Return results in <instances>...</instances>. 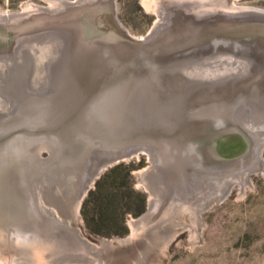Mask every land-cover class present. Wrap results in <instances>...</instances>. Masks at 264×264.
Segmentation results:
<instances>
[{
    "label": "water",
    "instance_id": "95a60500",
    "mask_svg": "<svg viewBox=\"0 0 264 264\" xmlns=\"http://www.w3.org/2000/svg\"><path fill=\"white\" fill-rule=\"evenodd\" d=\"M247 11L259 17L264 14V9L261 8L251 7ZM195 17L192 23L199 22L192 26H187L189 22L185 24V21L154 25L142 38L127 36L117 29L120 36L118 40L108 34L104 39L82 45L77 43L73 46L70 38L65 44L57 42L53 45L52 51L57 53V57L53 58L57 72L44 74L52 89H32L42 100V106L48 107L44 111L45 122L42 129L36 132V135H43L41 149L27 150L28 158L22 164L25 171L23 169L13 174L17 181V194L9 204V213L0 220V231L22 234L33 226L38 209H43L39 189L51 191L54 200L58 201L62 187L76 184L79 192L75 201L80 198L82 204L96 179L117 163L147 154L154 166L157 156L165 155L172 146L176 154L182 157L187 155V143L191 145L193 152L208 150V143L199 149L190 141L184 142L182 137L187 129L206 119L199 112L215 103L222 102L219 106L225 108L221 111L225 115H231L225 118L234 127L226 131L240 139V136L245 138V141L242 140L243 144L239 140L235 143L239 147L236 153L246 151L240 158L236 172H243L248 167L249 184H252L250 177L253 173L264 172V139H256V133L250 131L246 126L247 120L245 122L241 117L246 118L247 114L250 116V112L261 110L260 106L249 102V97H244V90L247 91L250 87L264 89V55L220 44L203 48L200 52L171 53L164 50V45L171 40H180L203 26L226 20L212 21L210 17ZM230 19L239 21L230 26L236 28L247 26L250 22L264 23V19L250 21L245 16ZM219 33L213 30L212 36H222ZM217 54L226 57L223 60H211ZM233 62L237 65V70L227 74L235 76L232 83L228 82L229 78L223 73L213 74L212 82H205V70L215 65L220 66L221 63ZM1 64L4 66V63ZM196 89H209L207 94L211 98L203 104L196 103L197 100H188ZM42 93L45 95H41ZM225 95L239 98L230 101L232 98H226ZM202 98L203 96L200 97ZM4 103L9 104L10 101L4 99ZM17 108L14 105L12 112ZM223 142L221 139L217 146L221 148ZM43 150L49 152L48 158H42ZM245 156L257 158L258 166L254 168L246 165L248 159ZM204 165L212 166L209 163L197 166ZM87 170V177L81 180L80 173ZM235 184V180H230L229 191L220 196L216 203L225 199ZM29 188L33 189L34 203L27 195ZM147 190L150 195V190ZM149 206L150 202L148 209ZM64 227L73 230L78 241L91 246L87 239L81 238L78 228H70L67 224ZM102 243L105 246L108 241L103 240ZM82 261L86 260L64 257L50 264ZM18 264L28 263L21 261Z\"/></svg>",
    "mask_w": 264,
    "mask_h": 264
},
{
    "label": "rangeland",
    "instance_id": "374dc122",
    "mask_svg": "<svg viewBox=\"0 0 264 264\" xmlns=\"http://www.w3.org/2000/svg\"><path fill=\"white\" fill-rule=\"evenodd\" d=\"M29 1L39 5H50L49 0H0V10L9 12L20 11L23 8V3ZM156 1L117 0L114 8L116 10L115 18L112 15L111 9L107 10V14L105 12L106 9L102 11L101 9L97 10L99 7H92L90 12L91 8L85 7L81 8L82 11L79 9L66 12L62 16H55L56 18L51 13L40 14L38 17L37 15H29L30 17L27 18L32 21L26 18V22H24L25 20L21 21L20 24H24L18 25L15 30L8 29L5 26L3 28L0 25V100H12L13 104H11V107H14V102L15 106L20 107L24 102L26 104L31 99L38 98V95H35L36 92H33L32 89H38L37 87L52 89L47 84L50 81L44 77V74L46 72H57L56 63H52L54 61L53 58L57 57V53L52 52V47L49 46L52 53L50 57L51 53L43 51L45 45L40 42L43 41L45 43L51 35L46 30H43L45 33L42 36L43 38L38 36L41 39L40 41L38 40L39 42L34 40L35 37L30 39L29 36H27V39L19 40L18 37L20 35L18 36V34L24 31L25 34H34L35 30L44 26L58 25L57 27H69L70 25L73 29L68 38L71 39L72 45H76L77 43L85 44L89 40L91 42L102 39L105 35H110L111 32L113 33V39L118 40L120 36L114 28V26L116 27V19L133 35L143 36L151 30L157 20H161L162 18L168 25L185 21V24L189 22L187 26H192L196 22H199L194 21L192 23V20L197 15L199 18L204 16L209 17L210 15L209 19L216 21L245 16L248 8L251 7L264 9V0H202L200 1L201 4L199 1L191 0H184L187 3L179 0H165L166 4H164V0H161L163 2L160 0L159 2L158 0ZM169 1L177 2L178 4H174L173 2L170 4ZM154 2L159 7H152L150 9ZM167 2L169 3L167 4ZM148 3L151 6H148ZM206 3L208 4L206 5ZM162 5L165 7L163 8ZM206 9L207 11H205ZM45 15L48 16L46 17ZM34 18H38V20ZM185 18L187 19L185 20ZM52 20L59 24L55 22L51 23ZM36 21L41 22L37 23ZM48 22L49 24H46ZM104 26L106 27L104 28ZM11 31L15 34H10ZM84 31L86 35H84ZM57 38L62 44L68 42L65 38L59 36ZM18 41L19 45H23V47L18 46L17 49L13 48L18 44ZM48 41H52L50 44H53V41L56 42L55 37ZM28 42H32L30 46H24ZM9 43L13 47L9 46ZM36 47H39V51H37ZM54 48L56 50V46ZM8 51H11L15 57L19 58L20 62L17 63L20 66L18 67L19 70L13 71L16 67L13 66L16 65L15 59H12L6 67V62L4 61H7L9 57L8 55L5 56L6 53H10ZM23 53L26 54L23 55ZM42 54L43 56H41ZM45 56L47 58L49 56L48 59H51V62ZM225 57L226 55L217 54L212 56L211 60H223ZM233 59L235 60V58ZM1 63H4V66ZM10 64L12 65L11 68H13L11 72L15 73L11 74L9 72V76H7L4 71L5 68L6 71L9 70ZM233 64L234 62L230 64L224 63L221 66L215 65V67L208 68L203 73V77L206 75L205 82L208 83L213 80L211 79L212 74H230V72L235 70L236 64L232 66ZM231 77L233 76L228 75L229 79L227 80L231 79L232 83L235 76ZM208 90L200 89L199 92L196 89L189 95L188 100L193 98L191 99L192 102L197 100L196 103H206L207 99L211 98L208 97ZM41 95H45V93ZM201 96H203L202 99H200ZM1 106L0 115H3L6 111ZM23 116L20 112L14 122L9 121L7 123V128L19 127L25 124L21 119ZM247 119H249L253 126L264 127V121L262 122V120L258 121L254 117H247ZM41 155L44 159L48 158L49 152L43 150ZM157 159V161H160V164L158 162L156 164L160 168V165L163 162L165 163V161H163L161 156H157ZM150 166L153 167V164L148 155L141 154L139 157L117 163L106 169L96 179L82 204H80L78 216L74 214L76 202L74 198L79 192V187L76 184L62 187L58 197L56 196L58 201L54 200L51 191L39 189V197L43 209H38L37 218L33 219V221H36H32L33 226L29 230H25L26 232L24 231L25 233L21 235L17 232L7 234L5 230L0 231V264H18L21 261H25L28 264H50L52 261L60 260L64 257L84 258L86 261L63 264H264V172L253 173L250 177L252 184L247 183V176H244L246 178L244 181L240 177L237 178L235 180L237 184L233 186L232 190L221 202L216 203V197H218L216 196L215 201L204 207L206 200L201 198L196 204L197 207L195 206L196 208H200V214L197 209L184 207L179 202H171V199V203L169 204L167 202L168 199L165 197L167 195L162 194L161 200L158 201L159 204H157L156 212H154L153 218H151L152 220L138 229L139 231L137 230V232L132 230L131 222L133 219H138L148 210L149 202V193L143 182L144 176L147 179L148 175H142L140 171ZM87 175L88 170L86 172L82 171L80 173L81 180H84ZM102 176H104V179L98 184ZM227 191H229V188H227ZM138 194L143 195L145 198L144 210L139 215H133L128 211L137 208L141 204ZM27 195L32 197L30 191L27 192ZM85 202L86 206L83 209ZM124 213H126L125 217H123ZM122 218H125L124 223L122 222ZM88 222L98 229L99 232H95L89 228ZM59 223L64 225H60ZM66 224L70 228H78L82 235L81 238L87 239L89 244H91V246L89 245L90 248L78 241L74 236V231L64 227ZM33 227L34 229H32ZM36 227H38V230L35 229ZM50 232L54 236L50 235ZM55 236L56 238L59 237L56 239ZM53 239L57 241L54 242ZM59 239L65 242L58 241ZM66 240L71 242L68 243ZM103 240L108 241V244L104 246ZM77 243H81V245Z\"/></svg>",
    "mask_w": 264,
    "mask_h": 264
},
{
    "label": "bare ground",
    "instance_id": "6f19581e",
    "mask_svg": "<svg viewBox=\"0 0 264 264\" xmlns=\"http://www.w3.org/2000/svg\"><path fill=\"white\" fill-rule=\"evenodd\" d=\"M49 1H50L49 6L48 5L45 6V5L35 4L31 1H29V2L23 3V5H22L23 8L20 11L9 12V11L0 10V25H2V27L5 26L8 29L15 30L18 25L21 26L24 24L23 22H22L23 24H20V23H21V21L25 20L27 17H30L29 15H37V17H38V15H40V14L51 13L52 16L58 17L59 15L62 16L66 12L68 13V12L74 11V10H79V9L81 10V8H85V7H90L91 8V9L89 8L90 12L92 10V7H94V8L99 7L97 10L101 9L102 11H104L106 9V11H105L106 13H107V10L109 11L111 9L112 15L115 18L116 10L114 8H115L117 0H49ZM179 1H184V0H179ZM191 1H199V3L201 4L200 1H202V0H191ZM147 2H149V1H147ZM150 2H151V0H150ZM155 2H157V1L155 0ZM155 2L152 3V6H151V4L148 3V6H151L150 9L152 7H156V8L159 7V6H157V4ZM158 2H159V0H158ZM161 2H163V1H161ZM169 2H167V4ZM172 2H170V4ZM184 2H186V1H184ZM164 4H166V1ZM174 4H178V3L176 2ZM207 4L208 3H206V5ZM160 6H161V3H160ZM164 7L165 6H163V8ZM208 8H210V7H208ZM187 9L191 10L190 8H187ZM181 10H183V9H181ZM215 10H217V9H215ZM229 10H231V9H229ZM93 11H92V13H93ZM205 11H207V9ZM215 13H217V12H215ZM234 13H236V12L234 11ZM193 14H195V13H193ZM91 15H93V14H91ZM45 16L47 17L48 15H45ZM76 16H78V15H76ZM80 16H82V15H80ZM86 16H89V15H86ZM187 17H190V16H187ZM209 17H210V15H209ZM245 17L247 19H249L250 21H256V20L258 21L260 19L261 20L264 19V18H262V17H264V14H263V16L259 17L255 14H251V13L247 12ZM182 18H184V17H182ZM27 19H29V18H27ZM42 19H44V18H42ZM48 19H49V17H48ZM75 19H76V17H75ZM186 19L187 18H185V20ZM35 20H38V18ZM30 21H32V20H30ZM52 21H51V23L55 22V21H53V22ZM24 22H26V20ZM38 22H41V21H38ZM163 22H165V20L162 18L161 20L160 19L157 20L154 25L156 26V25L161 24ZM238 22L239 21H237L236 19L235 20L234 19H228V20L220 21V22L216 23L215 25L210 24L211 26L210 25L203 26V27L195 30L192 34H190V35L188 34L187 36L183 37L180 40L174 39V40L167 42L164 45L163 49L167 50V52H171V53L181 52V51H184V52L185 51H189V52H192V51L198 52L199 51L200 52L201 50H203V48H206V47L210 48L214 44H220V45H228L231 47L237 46V47L242 48L244 50H249V51H253L255 53H259V54L264 55V23L261 24V23H256V22H250L249 25L244 26V27H237V28H236V26L230 27L231 25H234L235 23H238ZM242 22H243V20H242ZM55 23L59 24L57 22H55ZM104 23H105V21H104ZM46 24H49V22ZM115 24H116V27L114 26V28L117 32H118V30H120L122 33L126 34L127 36L132 35V36H135L138 38H142L145 36V35H143V36L133 35L128 29H126L119 22V20L117 21V19L115 21ZM25 25H26V23H25ZM57 26L58 25H53V26H49V27L44 26L38 30H35L36 32H34V34H28V33L25 34V31H24V32L18 34V36L19 35L20 36L19 37L17 36V37L19 38V40L27 39V36H29L30 39L35 37L34 38L35 41H38V40L40 41L41 39H39L38 36L39 37L41 36L40 38H43L42 36L45 33L44 31L46 30L47 32L50 33L51 36L48 37L49 39H47V41H45V43L43 41H40V42H42L43 45H45L43 48V51L51 53V49L49 46H51L53 48V45H55V43L59 42L57 37L59 36V37L65 38L66 41H69V39H68L69 36H67V35L71 34V32H72L71 30L73 29V27L70 25H69V27L67 26L68 28L66 26L65 27H57ZM35 27H37V26H35ZM105 27L106 26H104V28ZM225 27H227V28L224 30L221 29V28H225ZM213 30H214V32H217V33L220 32L219 35H222V36H219L218 38H216V37L214 38L212 36ZM221 30H222V32H221ZM104 32H105V30H104ZM10 34L14 35L15 33H13L11 31ZM112 34L113 33L111 32L110 35H112ZM84 35H86L85 31H84ZM46 36H48V35H46ZM54 37H55L56 42L53 41V44H50L52 41L49 42L48 40H52V39H54ZM82 37H83V35H82ZM85 37H87V36H85ZM104 37H107V36L105 35ZM89 42H90V40H89ZM28 43H25L24 46H30V44L32 42H28ZM9 44H10L9 46H12L11 43H9ZM82 44H80V45H82ZM18 46L23 47V45H19V41L15 47H13V46L12 47L17 49ZM27 48L31 49L30 47H27ZM38 48L39 47H36L37 51H39ZM8 52H10V53L5 54V56H7V55L9 56L7 58V61H4V62H6V65H8V63H10L12 59H15V63H16V65H13L14 67L16 66L15 69L11 68L12 67L11 64H10L11 66H9L10 71L9 70L8 71L12 74V73H15V72H11L12 69H13V71L19 70L18 67H20V66L17 65V63H19L20 61H19L18 57H15L11 53V51H8ZM189 52H186V53H189ZM205 52H207V51L205 50ZM25 54L23 53V55H25ZM51 55H52V53L50 54V57H51ZM41 56H43V54ZM48 58H49V56H48ZM48 61L51 62V59L50 60L48 59ZM52 63H54V61ZM48 64H50V63L48 62ZM221 64L224 65V63H221ZM232 66H234V64ZM48 69H49V66H48ZM235 69L237 70V68H235ZM226 71L229 72L228 70H226ZM226 71H224V72H226ZM4 72L7 76H9L8 75L9 72L8 73L6 72V68H5ZM41 73H40V75H42ZM205 77H206V75H205ZM233 77H231V78H233ZM227 78H228V76H227ZM209 82L211 83V81H209ZM198 90L200 92V89H198ZM244 91H245L244 97H247V98L249 97L250 98L249 102H251L254 106H260L261 110L257 111L258 113L257 112L254 113L253 111H252V113L250 112V116L247 114L246 118H244L243 116H241V117L243 120H245V122L247 120L246 126L249 127L250 131L253 133H256V136H255L256 139H258L259 137H262L264 139V127L253 126L252 123H250L249 119H247V117H249V118L254 117V118H257L258 121L259 120H262V122L264 121V89L263 88L250 87L249 89H247V91L246 90H244ZM224 97L232 98V99H230V101H233L235 98H239L236 96L232 97L231 95H229V96L225 95ZM191 99H193V98H191ZM11 101L9 104L8 103L6 104V103H4V101H2V99L0 100V106L2 105L1 106L2 109H4L6 111L5 114L0 115V220H2L1 218H4L6 216V214L9 213V204H11V202L14 201L13 199L17 194V191H16L17 190V188H16L17 187V181L14 180L13 174L17 173V172L19 173L23 169H24L23 171H25V167L22 164L24 163L26 158H28L27 150L32 149V148H34V150H35L37 148V151H38L39 149H41L40 144L42 143L43 135H41V134L36 135V132H38L42 129V126H43L42 124H43V122H45L44 121L45 120L44 111L48 108V107H43L42 106L43 104H41L42 100L35 97V100L31 99V101L26 102V104L24 102V104H21L20 107H18L15 112H12L13 107H11V104H13V103ZM219 104H222V102L212 104L209 108H204V110L202 109L201 112H199L200 116H205L206 119L202 120L201 122H198L197 125L193 126L191 129H187L185 132V135L182 137L183 139H185L184 142L190 141L193 143V145L196 148H199V149H201L206 143H208V147H209L208 150H206V151L200 150L199 153L193 152L191 145L187 143L185 145V147H186L185 150H188L186 153L187 155L182 157V156L176 154L175 153L176 151H173L174 146H172V147H170L171 150L167 151V153H165V155L161 156L163 158V161H165V163L163 162L160 165V168L158 167V164H155L153 167L150 166V167L145 168L142 171H140V173L142 175H145V174L148 175L147 179H145V176H144L143 182H144L146 188H148L151 192L149 195L150 196V198H149L150 199L149 200L150 206H149V209L145 213H143V215H141L138 219L132 220L131 228L133 231H137L142 226H145V224L149 223L152 220L151 218H153L154 212H156L155 210H156L157 204H159L158 201L161 200L160 197L162 196V194L167 195V196H165V195L164 196L168 199L167 202L169 204L172 201H176V202L181 203L184 207L197 209L198 213L200 214V208H196L197 207L196 204L201 198H204L206 200L205 206L202 205V206L206 207L210 203L215 201L216 196H218V197H216V201H217L218 198H220V196H223L228 192L227 188H229L228 183L230 180H232V179L236 180L239 177L241 180L243 179V181H244V179H246L244 176H247V173L249 172L248 167H247V170H245L243 172H236L238 170H235L237 168L238 163L241 162L240 160L242 159V157L246 153V151L245 152L242 151V153H236L238 151L239 147L235 143L238 140L242 143L243 142L242 140L245 141V138L240 136L242 138V139H240L236 135H234L230 132L229 133L227 132V131H229L230 128H233L234 125H232V123L228 119L226 120L225 117L231 116V115H225L224 112H222L223 111L222 109L225 107L224 106L220 107ZM228 104L232 105L231 102H229ZM14 105H15V102H14ZM227 106H229V105H227ZM16 107H17V105H16ZM20 112L24 115L23 117H21V119L24 121L25 124H23L19 127L14 126V127H8L7 128V126H8L7 123L9 121L14 122L16 120V118H18V114ZM253 120H255V119H253ZM220 121H222V122H220ZM15 127H17V128H15ZM32 132H34V133H32ZM222 134H224V135H222ZM220 138L222 140H224L221 148H219L217 146V144L221 140ZM182 142H183V140H182ZM230 143L232 145H230ZM224 144H226V145H224ZM247 157H249V156H247ZM158 159H160V158H158ZM247 159H248L247 163H245L246 165H250V167H254V168L258 166L257 158L251 156L250 158H247ZM156 162H158L160 164V161H156ZM200 163H209L212 166H210V167H206L205 165H204V167L203 166H197V165H200ZM24 173H26V172H24ZM245 173H246V175H245ZM220 182H221V185H220ZM32 190H33L32 188L28 189V191H30V194L34 193ZM62 194H63V192H62ZM30 198H31V201L34 203V201L32 199L33 196ZM170 199H171V202H170ZM191 201L194 203H192ZM80 203L81 202H80V198H79L76 200L75 206H74L75 216H78ZM162 204H164V203H162ZM37 222H39V221H37ZM44 222L46 223V221H44ZM36 223H35V225H36ZM46 225H48V224H46ZM37 228L38 227H36L35 229H37ZM32 229H34V227ZM42 234H44V233H42ZM132 234H134V233H132ZM19 235H21V234H19ZM50 235H53V234H51V232H50ZM131 236H129V237H131ZM44 238H46V237H44ZM55 238H56V236H55ZM70 238H71V236H70ZM72 238L74 239V237H72ZM53 241H54V239H53ZM55 241H57V240H55ZM58 241H63V240L59 239ZM63 242H65V241H63ZM66 242H68V240H66ZM70 242H68V243H70ZM73 243L75 244L74 240H73ZM77 244L81 245V243H77ZM84 245H86V244H84Z\"/></svg>",
    "mask_w": 264,
    "mask_h": 264
},
{
    "label": "trees",
    "instance_id": "16d2710c",
    "mask_svg": "<svg viewBox=\"0 0 264 264\" xmlns=\"http://www.w3.org/2000/svg\"><path fill=\"white\" fill-rule=\"evenodd\" d=\"M106 175V174H105ZM104 179V176L101 177V179L98 181V184L100 183V181H102ZM139 198H140V202L141 204L135 208V209H130L128 212L132 213L133 215H139L141 212H143L144 210V203H145V198L143 197V195L141 194H138ZM85 206H86V202H85V205L83 207V209H85ZM125 214H123V217H125ZM125 221V218H122V222L124 223ZM89 228H91L93 231L95 232H99L98 229H96L95 227H93L90 222L87 223Z\"/></svg>",
    "mask_w": 264,
    "mask_h": 264
}]
</instances>
